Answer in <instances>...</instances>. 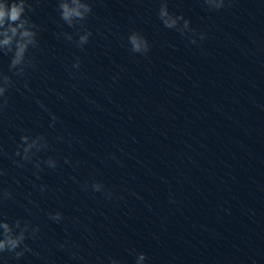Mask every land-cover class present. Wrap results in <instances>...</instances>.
<instances>
[{"label": "clouds", "instance_id": "9594fccd", "mask_svg": "<svg viewBox=\"0 0 264 264\" xmlns=\"http://www.w3.org/2000/svg\"><path fill=\"white\" fill-rule=\"evenodd\" d=\"M38 2V0H35ZM207 10L220 11L225 7L226 0H201ZM57 10L60 13V18L69 28H80L77 31L78 39L75 44L82 51L84 46L89 42L92 32L84 28V21L87 20L92 13V6L89 0H57ZM33 0H0V57H9L7 71L0 68V121L5 117L9 105V92L11 89L20 91L19 84H23V88L30 89V82L27 79L29 71H35L38 68L39 61L33 55L32 50L39 47V26L28 15L29 12H34ZM158 17L162 24L168 29H175L181 36H188L190 43H197V35L199 39H205L204 33H196V30L191 27L189 19L183 14H174L169 11L168 0H160V8ZM63 27V25H61ZM57 38L63 37L68 41H73V34L61 31L56 33ZM127 45L129 51L133 54L146 55L150 50V44L147 38L138 31L129 33L127 37ZM80 58L77 57L72 64V68L80 69ZM74 75V74H73ZM15 77L16 79H13ZM37 104L44 110L49 112L51 123L49 127H55L58 117L52 113L46 105L37 99ZM56 141H63V136H56ZM51 150L50 142L45 134H30L24 132L20 141L16 146L15 151L8 155L0 144V157L7 156L8 159L18 168H25L31 164L35 169L34 175L37 180L41 177L40 172L44 168L55 170L58 167V161L55 157L49 155L41 157V153ZM114 158V157H113ZM64 163L77 167L79 161L75 165L68 158H64ZM7 174L6 169L0 167V177ZM33 187H37L33 183ZM46 184L39 185V191L43 193L47 190ZM83 191L91 189L93 193H101L106 199L113 198V192L103 183L93 180L91 184L85 181L81 184ZM14 200L13 192L8 188L0 185V261L3 264H8L9 259L19 261L26 253H30L41 259H47L42 256V253L34 249L28 241H37L41 238L40 226L33 225L28 220L17 218L9 220L3 212L2 206L6 201ZM29 203L36 204L35 201L29 200ZM38 206V205H36ZM49 219L57 224L64 220L61 212L48 213ZM57 246L61 250H65L69 254V258L75 261H81L83 264H88V261L81 255L80 246L68 239L58 241ZM129 255L135 257V264H146L147 254L144 252H136L135 249L129 250ZM101 264H105L102 260ZM107 264H124L122 259L114 256L107 257Z\"/></svg>", "mask_w": 264, "mask_h": 264}]
</instances>
